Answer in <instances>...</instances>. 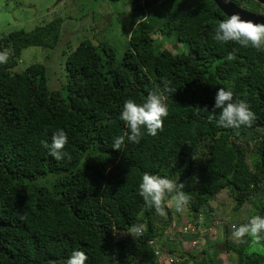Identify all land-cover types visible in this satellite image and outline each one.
I'll use <instances>...</instances> for the list:
<instances>
[{"label":"trees","instance_id":"obj_1","mask_svg":"<svg viewBox=\"0 0 264 264\" xmlns=\"http://www.w3.org/2000/svg\"><path fill=\"white\" fill-rule=\"evenodd\" d=\"M107 1L128 6L117 19L126 48L117 58L107 40H81L65 58L58 89L47 86L41 63L10 69L22 49L57 44L60 18L0 35V52H11L0 65V264H63L75 250L88 256L86 264H157L150 239L174 264L214 261L216 239L192 253L177 243L178 233L167 237L181 213L167 201L165 216L145 205L144 173L185 185V218L218 217L222 249L235 264H264L250 237L240 243L231 235L253 215L264 217V51L216 42L215 28L227 17L210 0ZM231 1L264 13L257 1ZM164 78L176 91L163 93L169 111L163 131L113 149L114 137L129 133L120 119L125 101L143 104L163 90ZM219 88L257 116L239 135L209 120L218 119L220 110L212 109ZM61 129L71 159L57 161L42 142L50 144ZM137 224L145 228L139 238L127 233Z\"/></svg>","mask_w":264,"mask_h":264},{"label":"clouds","instance_id":"obj_2","mask_svg":"<svg viewBox=\"0 0 264 264\" xmlns=\"http://www.w3.org/2000/svg\"><path fill=\"white\" fill-rule=\"evenodd\" d=\"M230 2L231 0H224L226 4ZM144 18L146 17L138 19L134 28ZM213 39L219 43L235 42L242 47L252 46L257 50L264 51V23L242 19L238 13H233L226 20L219 22L215 28ZM10 56L11 52L7 49L0 52V65L7 64ZM234 58L231 53L226 57L229 61ZM162 83L163 90L150 93L143 104H138L132 99L125 101L120 119L126 123L129 133L126 136L114 137L111 146L113 149L123 150L126 147V140L139 144L145 134L155 137L158 132L163 131L164 119L169 114L167 97L163 93H172L176 89L171 87L172 82L167 78H164ZM203 109L207 110V107L205 106ZM217 109L220 110L218 119L214 115L209 118L210 122L215 120L218 127L231 128L236 131L237 135H239V129L242 126L251 127L257 120L255 112L251 110V106L246 101L234 99L233 92L224 88H219L215 96L212 110L215 113ZM143 129H146V133ZM42 143L49 148V154L57 161H62L65 158L71 159L70 154L64 151L65 145L68 143V137L64 130L54 132L50 144ZM184 187V184H178L167 177L144 173L142 182L139 184V195L143 198L145 205L154 208L160 216L167 215L164 207L166 201L174 207L176 212L183 213L190 203L189 195L183 191ZM144 231V225L137 224L132 225L127 233L139 238ZM232 236L240 243H245L244 238L247 236L251 238L253 244H262L264 241V217L253 215L247 223L239 227L234 226ZM87 260L88 256L83 251L75 250L63 264H86ZM50 264H57V262L51 261Z\"/></svg>","mask_w":264,"mask_h":264},{"label":"rangeland","instance_id":"obj_3","mask_svg":"<svg viewBox=\"0 0 264 264\" xmlns=\"http://www.w3.org/2000/svg\"><path fill=\"white\" fill-rule=\"evenodd\" d=\"M262 7L264 2L255 8L262 10ZM127 8L128 6L120 1L107 0H0V35L15 29L30 30L54 17L61 19L57 44L53 48L29 46L22 49L18 60L10 70L19 72L31 63H41L45 67L47 86L50 89H58L65 83V58L81 40L91 39L94 43L107 40L115 47L116 57L119 58L127 46V38L121 32L117 19L120 11H125ZM164 46L171 48L169 43H164ZM173 47L175 49V46ZM180 217H182L180 220H183L186 217L185 213H181ZM218 219L216 217V220ZM206 222L210 221L207 219ZM207 235L217 237L211 239L205 237L203 241L205 243L206 240L216 239L214 250L218 253L215 260L208 264H235V255L226 253L222 249L223 246L220 243L223 235L222 226ZM178 236L177 243L181 242V247L192 250V253L198 251L203 245L202 242L198 248L190 246L195 238L193 234L183 233ZM175 237L176 233L173 235V238ZM250 250L263 252L264 246L251 244Z\"/></svg>","mask_w":264,"mask_h":264},{"label":"built area","instance_id":"obj_4","mask_svg":"<svg viewBox=\"0 0 264 264\" xmlns=\"http://www.w3.org/2000/svg\"><path fill=\"white\" fill-rule=\"evenodd\" d=\"M219 226H222V223L219 219L216 220V218H214L211 220V222L207 223L203 215L198 214L193 220H190L189 218H184L179 222L176 220H172L170 224L167 226L165 233L169 239L173 237L174 233L193 234L195 238L194 240L191 241L190 246L198 248V246L202 244L204 234H210L212 231H216L217 227ZM119 232L120 231H118V233ZM148 244L152 248L154 260L157 264H174L177 261L169 253L160 251L156 247V243L154 239L148 240ZM185 264H192V262L189 260Z\"/></svg>","mask_w":264,"mask_h":264},{"label":"water","instance_id":"obj_5","mask_svg":"<svg viewBox=\"0 0 264 264\" xmlns=\"http://www.w3.org/2000/svg\"><path fill=\"white\" fill-rule=\"evenodd\" d=\"M212 1L217 9L221 11L223 15L229 18L233 13H238L242 19H251L258 23H264V13L252 12L246 10L240 6H237L232 1L230 3H224V0H210ZM258 3H263L264 0H254Z\"/></svg>","mask_w":264,"mask_h":264},{"label":"bare ground","instance_id":"obj_6","mask_svg":"<svg viewBox=\"0 0 264 264\" xmlns=\"http://www.w3.org/2000/svg\"><path fill=\"white\" fill-rule=\"evenodd\" d=\"M195 264V263H194Z\"/></svg>","mask_w":264,"mask_h":264}]
</instances>
